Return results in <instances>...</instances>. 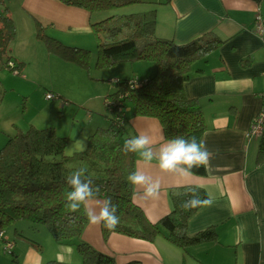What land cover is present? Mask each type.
Listing matches in <instances>:
<instances>
[{
	"label": "trees",
	"instance_id": "obj_1",
	"mask_svg": "<svg viewBox=\"0 0 264 264\" xmlns=\"http://www.w3.org/2000/svg\"><path fill=\"white\" fill-rule=\"evenodd\" d=\"M144 0H64L87 10L91 15L98 12L141 3ZM3 5L4 0H0ZM106 15V14H105ZM97 40L96 67L106 68L118 62L151 61L156 72L135 85L133 78H118L114 90L108 94L112 100L107 106L110 122L98 126L88 137L84 150L66 154L68 137L59 135L53 127L27 129L17 128L14 135H8L0 148V233L19 220L31 222L32 227L44 225L55 242L61 246L76 247L80 254L79 263L49 260L44 264H118L113 255L95 248L82 238L88 223L83 210L72 214L65 210L67 177L73 171L86 169L94 187L99 188L96 198L111 199L118 206L120 223L114 232L102 225L105 240L112 233L154 241L165 233L167 239L180 247L216 239L214 228L188 234L189 218L199 209L184 210L183 201L190 199L192 192L206 199V191L199 186L182 185L169 189L171 211L159 221H151L142 207L134 202V186L127 176L135 170V154L123 151L128 137L122 120H126V108L131 107L133 115L154 117L162 124L166 139L177 136L202 140L206 130L205 119L198 99L185 93V82L190 77L193 64L219 48L225 40L215 32H207L187 42L159 37L155 33L156 8L131 13H112L105 18L91 22ZM16 25L4 8L0 14V58L5 64L12 58L11 42L15 39ZM36 37L51 54L65 62L75 63L90 72L91 48L64 44L49 35L45 26L37 21ZM244 59L242 64L248 65ZM23 63H19L20 66ZM125 98H119L120 94ZM257 161L264 159V132L259 137ZM197 175H206L207 169H193ZM14 233L26 237L22 230ZM16 257L15 250L11 251ZM125 264H141L130 261Z\"/></svg>",
	"mask_w": 264,
	"mask_h": 264
},
{
	"label": "crops",
	"instance_id": "obj_2",
	"mask_svg": "<svg viewBox=\"0 0 264 264\" xmlns=\"http://www.w3.org/2000/svg\"><path fill=\"white\" fill-rule=\"evenodd\" d=\"M145 1L144 6L147 8L143 10L156 8L157 36L183 43L213 31L225 42L205 58L196 60L185 82V93L199 100L205 119L206 130L202 141L213 153L207 174L193 173L182 178L161 171L157 161L145 167L139 163L140 158L135 154V170L139 167L154 180L158 179L161 187L159 198L153 200L145 197L143 188L134 186L133 199L151 221L157 222L172 209L169 195L171 187H202L208 197L211 196L213 203L199 208L189 218L188 234L193 236L214 228L216 239L185 248L169 241L165 233L157 236L154 241L121 233H112L105 240L102 224L92 225L89 222L82 238L100 251L113 255L118 264L130 261H140L141 264H264V159L257 161L260 138H247L252 121L263 104L264 37L255 32V21L258 9H261L264 18V0ZM2 7L9 8L15 23L16 17L21 15L19 9L22 8L33 13L37 19H42L48 26L59 21L63 25L66 23L75 33L92 30L94 16L64 0H4ZM21 16L20 20L25 21L32 30L30 36L33 33L35 35L33 20ZM101 16L97 15L95 20ZM88 46L92 49L96 47ZM48 54L59 66L69 64ZM10 55L17 65L23 63L18 65L20 71H26L24 57L15 56L17 54L13 53L12 48ZM247 58L250 62L244 66L242 61ZM4 65L0 58V75H3ZM153 70L149 68L147 73ZM133 73L131 76H118L113 83L118 78L137 77L142 80L153 75L142 76L138 71ZM3 83L0 82V99L3 98L1 87L6 90V83ZM47 92H53L57 97L48 100L44 95L46 103L63 98L62 91L54 83L50 88H45L44 94ZM62 107L63 104L59 102L50 105L52 110ZM126 117L123 125L128 139L146 133L157 148L167 140L159 119L133 115L129 106L126 108ZM28 123L38 126L35 119L21 126L10 118L5 121L0 119V148L13 130H25L23 127ZM105 125L91 128L88 136L98 126ZM56 132L68 137L60 128ZM76 149L81 151L82 148ZM96 199L101 203L104 201L103 198ZM5 234L0 236L3 241L10 239Z\"/></svg>",
	"mask_w": 264,
	"mask_h": 264
},
{
	"label": "rangeland",
	"instance_id": "obj_3",
	"mask_svg": "<svg viewBox=\"0 0 264 264\" xmlns=\"http://www.w3.org/2000/svg\"><path fill=\"white\" fill-rule=\"evenodd\" d=\"M144 3H146L145 0L142 3L115 9L116 11L94 13L92 14L94 16L92 21H95L97 15H102L100 18H105L112 13L141 11L147 8ZM19 11L21 15L33 20L35 35L33 33V36H30L32 30L29 29L25 21L20 20L22 16L18 15L15 23L16 35L10 47L13 53L17 54L15 56L24 57L26 71L24 70L21 75H17L4 68L3 75H0V82L6 83V90L1 87L3 98L0 99V119L5 121L10 118L19 126L23 125L24 122H29L30 119H35L38 126L34 123L32 125L37 128H45L48 125L53 126L55 131L60 128L61 132L68 134L66 154L71 155L75 151H79L76 148L84 150L87 146L89 130L99 124L107 125L110 122L111 111L107 109L106 99L108 94L114 90V78L131 76L134 71H138L142 76L154 74L156 64L151 61L140 60L118 62L110 67L97 68L96 47L92 49L88 46L97 44L96 36L92 30L91 32L75 33L66 23L63 25L59 21L48 26L42 19H37L33 13L26 9L21 8ZM37 20H40L43 25L46 24V32L49 35L57 37L64 44L91 48L90 72L88 73L86 69L75 63L66 62L69 64L64 66L56 64L50 58L45 44L36 37ZM149 68L154 70L147 73ZM53 83L62 91L63 98L59 97L53 100L54 102L46 103L43 98L44 90L50 88ZM58 102L62 103L63 107L52 110L50 108L51 103ZM30 124L28 123L23 128H28ZM12 132L10 135H14L17 129ZM15 227L22 230L26 237L39 242L41 247L32 243L31 240L17 236L14 233ZM5 233L10 236L12 241H15L14 249L17 256L14 257L11 252H4L5 241L0 237L2 239L0 264H44L49 260H62L72 263L81 261L76 247L58 245L44 225H38L37 229H34L31 222L19 220L6 227Z\"/></svg>",
	"mask_w": 264,
	"mask_h": 264
},
{
	"label": "clouds",
	"instance_id": "obj_4",
	"mask_svg": "<svg viewBox=\"0 0 264 264\" xmlns=\"http://www.w3.org/2000/svg\"><path fill=\"white\" fill-rule=\"evenodd\" d=\"M123 151L125 154L138 155L139 163L145 167L157 161L161 171L182 178L193 175V169L200 167L207 169L213 158V153L196 136L190 138L177 136L167 139L157 148L148 134L139 133L125 140ZM126 179L131 185L143 188L146 198L153 200L159 198L161 187L159 180H154L139 167L129 173ZM67 185L65 210L68 213L76 214L83 210L90 224H102L110 232L115 231L120 223L118 206L114 205L111 199H106L102 203L96 199L99 188L94 187L92 180L86 177V169H78L70 173L67 177ZM212 203L211 196L202 199L193 191L191 198L183 201L180 207L184 210H192L210 206Z\"/></svg>",
	"mask_w": 264,
	"mask_h": 264
},
{
	"label": "built area",
	"instance_id": "obj_5",
	"mask_svg": "<svg viewBox=\"0 0 264 264\" xmlns=\"http://www.w3.org/2000/svg\"><path fill=\"white\" fill-rule=\"evenodd\" d=\"M4 13V8L2 7V4L0 3V14ZM255 32L261 36L262 38L264 37V18L262 16L261 13V9H258L257 14H256V21H255ZM5 68L9 69L11 72L17 74V75H21L22 72L20 71L17 63L12 60L9 59L6 63H5ZM116 81V80H115ZM132 83H134L135 85L140 84L142 81L137 78L134 77L131 80ZM46 98L48 100L51 99H55L57 96L53 93V92H47L45 94ZM126 95L125 94H120L119 98H125ZM106 104L107 106H111L112 104V100L107 98L106 99ZM121 125L124 124V120L120 121ZM264 132V93H263V104L261 107L260 112L257 114V116L253 119L252 124L250 129L247 132V138H252V137H260ZM0 236H4V232L0 233ZM5 244H4V252H11L14 249V243L15 241H12L9 238L4 239Z\"/></svg>",
	"mask_w": 264,
	"mask_h": 264
}]
</instances>
